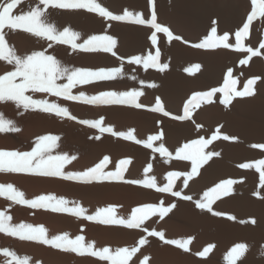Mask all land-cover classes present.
Returning <instances> with one entry per match:
<instances>
[{
    "label": "bare ground",
    "instance_id": "bare-ground-1",
    "mask_svg": "<svg viewBox=\"0 0 264 264\" xmlns=\"http://www.w3.org/2000/svg\"><path fill=\"white\" fill-rule=\"evenodd\" d=\"M102 6L116 15L124 10L143 13L150 19L151 9L147 0H98ZM3 3V0H0ZM36 7L45 9L44 20L58 31L68 28L80 34L77 43H83L93 35H110L117 40L114 46L116 56L104 52H83L73 50L68 44L47 41L20 29H5V41L18 56L25 58L37 51L54 55L62 67L68 69L122 67L123 75L112 81H102L75 87L73 94L98 95L102 91L125 92L143 91L138 102L145 108L135 109L123 105H87L65 101L45 93H26L36 99H48L67 107L76 117L69 120L40 110L17 107L12 100L0 101V115L11 120L19 131L0 133V150L31 152L40 137L57 136L59 140L51 149L52 156H74L76 159L65 164L63 171L81 173L99 163L104 156L110 158L105 171H115L122 159H130L126 166V180H144L154 177L158 186L167 183V174L172 171L191 172L190 160L176 158L177 151L185 144L200 138L211 139L219 128L220 133L237 138L235 141L217 139L204 146L205 154L217 152L199 167L198 175L188 181L185 177L175 180L173 190L193 197L202 198L203 193L225 180H234L232 194L218 199L213 205L215 211L235 216L234 221L226 216H213L195 207L193 201H185L169 194L157 193L136 184L116 181L83 183L53 177H38L25 173H0V184H12L24 193V198L33 200L41 195H54L69 201V207L81 206L87 214L108 207L116 209L119 217H130L136 207L148 203L164 201L165 206L175 203L176 207L163 220L152 217L145 222L149 230L163 231L166 238L189 240V251L184 252L174 245H166L158 238L147 237L149 243L130 258L129 264H228V255L237 244H245L246 251L239 254L235 264H264V188L259 185V173L254 169L239 167L242 163H254L264 159V150L253 148L254 144H264V18L254 20L250 35L243 42L261 52L252 57L247 65L239 61L249 54L232 49H199L192 45L202 43L216 27L218 35L228 34V43H235L234 33L251 11L250 0H155L157 22L167 26L182 40L167 42L162 33H157L158 43L151 44V29L146 26L126 22L106 21L97 14L83 9H59L46 7L40 0H21L14 14H26ZM215 22V23H213ZM110 25V26H109ZM185 41L187 43H185ZM51 44V47L48 45ZM159 48V63L167 68L161 72L155 68L145 70L142 65L130 64L135 56L153 55ZM120 58V59H118ZM199 65L195 70L194 66ZM193 68V74L187 69ZM232 70L238 83L236 89L242 91L249 79L259 77L253 85L254 95L234 97L226 107L220 101L224 98L217 92L212 103L199 100L197 106H190L191 119H173L184 115V106L195 93L210 91L224 86L227 73ZM12 65L0 60V75L13 71ZM141 81L144 83L141 84ZM60 84L67 80L58 81ZM155 84V87L149 85ZM159 98L163 109L170 113L164 116L148 109L156 107ZM105 127L117 132L135 130V136L147 140L152 135L163 133L153 147L161 144L171 153L162 156L145 148L142 144L100 133L97 129L79 123L80 120H100ZM197 125L201 127L197 128ZM100 136L99 140L94 137ZM200 146L189 149L195 152ZM152 169L146 172L147 165ZM259 192L260 196L254 193ZM0 212L11 217L10 223L43 226L49 238L67 233L70 238L83 236L85 243L94 244L97 250L107 247L113 251L120 248L138 246L146 232L139 229H126L114 225H103L87 221L69 213H56L45 209H33L16 204L0 196ZM255 220V223H251ZM209 245H214L206 257L197 255ZM15 253V257H27L29 264H111L96 257L64 253L59 249L35 241H22L18 237L0 233V264H13L15 257H5L3 251ZM234 256L236 254H233Z\"/></svg>",
    "mask_w": 264,
    "mask_h": 264
},
{
    "label": "snow or ice",
    "instance_id": "snow-or-ice-1",
    "mask_svg": "<svg viewBox=\"0 0 264 264\" xmlns=\"http://www.w3.org/2000/svg\"><path fill=\"white\" fill-rule=\"evenodd\" d=\"M21 0H3L0 3V60L6 61L12 65L14 70L6 74L0 75V101L12 100L16 102L17 107H22L25 110L33 109L40 110L45 113H52L58 117H66L69 120H75L67 107L60 105L58 102H51L48 99H36L32 95L26 93H45L53 97L62 98L65 101L79 102L87 105H123L135 109H142L146 106L138 102V98L144 93L140 90H132L125 92L116 91H102L98 95L88 96L84 93L73 94V89L77 86L87 85L95 82L112 81L123 75L122 67L115 68H100L98 70L75 68L68 69L62 67L60 62L54 55L47 54L46 51H37L25 58L18 56L13 48L7 45L5 41L4 30L20 29L29 32L37 37L46 39L47 41H54L57 44H68L73 50L83 52H104L111 53L116 56L114 46L117 40L110 35H93L83 43H77L80 39V34L68 28L63 31H58L53 25L47 24L44 20L45 9L36 7L35 10L29 11L26 14H14V10L20 4ZM151 9L150 19H146L143 13H134L124 10L122 15L113 14L106 7L102 6L98 0H40L41 5L46 7H53L59 9H83L88 13L97 14L106 21L126 22L136 25L146 26L150 28L151 34L149 39L153 46L158 43L157 33H162L167 42L172 40H182L181 37L175 36L167 26H163L157 22V14L155 10V0H147ZM251 11L247 14L242 26L235 31V43L230 44L229 35H218L217 28L211 27L210 34L203 40L202 43L192 45L199 49H232L239 53L249 54L247 58L241 59V65H247L249 60L254 56L261 55V52L252 46L245 45L243 42L250 35V26L254 20L264 18V0H250ZM215 23V22H213ZM110 26V25H109ZM185 43H187L185 41ZM52 45L49 44L48 47ZM259 49H264V42H260ZM161 52L157 47L155 54L148 53L146 57L135 56L128 61L130 64L142 65L147 70L148 68H155L163 72L166 64L159 63ZM120 59V58H118ZM199 65H195L194 69L198 70ZM193 68L187 69L189 74H193ZM228 79L224 81V86L220 88H213L210 91L195 93L187 101L184 106V115L179 117H172L173 119H191L190 106L195 108L199 100H206L212 103L213 96L219 92L224 98L220 103L226 107L234 97H247L254 95L253 85L259 77L249 79L242 91L236 89L238 81L233 78L232 70L229 69L227 73ZM67 80V83L60 84L58 81ZM144 82L141 81V84ZM155 87V84L149 85ZM156 107L148 110L152 112L162 113L164 116H169L170 113L165 111L161 106L159 98L156 100ZM79 123L85 124L90 128L97 129L100 133H108L112 136L124 139L126 141H133L136 144H142L145 148H151L153 152H159L162 156H171L172 154L161 144L158 148L153 147L155 141L162 139L163 133L152 135L147 140L137 139L135 130L127 132H117L112 127H105L102 119L90 121L80 120ZM201 127L197 125V128ZM9 131H19L11 120H5L0 115V133ZM99 140L101 137H94ZM217 139L225 141H235L237 138L230 137L220 133L219 128L212 135L211 139L200 138L193 140L191 144H185L176 153V158L181 160H190L192 164L191 172L181 173L172 171L167 174V183L164 186H158L154 177L144 180H126L124 173L126 166L131 163L130 159H122L119 161L115 171H105L106 166L110 162L108 156L97 163L94 167L81 173H68L63 171L65 164L76 159L74 156L62 155L52 156L51 149L56 146L59 140L57 136H43L37 141L36 147L31 152L7 151L0 150V173H25L38 177H53L68 181H78L83 183L116 181L128 184H136L147 189H155L157 193L169 194L172 197L180 198L185 201H193V197L185 195L181 191L173 190L175 180L184 176L183 186L187 188L188 181L194 175H198V169L206 163L213 156H219L217 152H210L205 154L203 152L204 146L212 143ZM200 146L195 152L188 151L194 146ZM253 148L264 150V144H254ZM152 164L149 163L146 172L151 171ZM239 167L243 169L254 168L259 173V185L264 188V159H260L254 163H242ZM234 180H225L216 186L210 188L203 193L199 200L193 201L195 207L201 211H207L213 216H226L228 220L234 221L235 216L227 215L225 213L215 211L212 205L220 198L232 194ZM260 196L259 192L254 193ZM0 196L7 200L13 201L16 204L26 205L33 209H45L56 213H69L81 217L87 221H94L103 225H114L126 229H139L142 233L146 232L147 236H142L138 241V246L132 248H120L115 251L104 247L97 250L92 243H85L83 236H77L75 239L69 237L67 233L63 235H56L49 238L47 230L43 226L34 227L31 224L21 223L13 225L10 223L11 217L4 212H0V233H5L8 236L18 237L22 241H35L41 244L49 245L53 248L59 249L64 253H75L79 256L96 257L101 261H111V264H129V260L139 250L141 246L149 243L147 237L158 238L166 245H174L184 252H188L191 239L176 240L168 239L163 231L149 230L145 227V222L152 217H158L163 220L175 207V203L165 206L164 201L159 203H148L141 207H136L130 214V217H119L115 214L114 207L102 208L98 210L95 215L87 214L86 210L79 205L69 207V201L62 198H57L54 195H41L36 199L27 200L24 198V193L17 190L12 184H0ZM251 223H255L252 220ZM214 245H209L203 251L198 252L197 255L204 258L212 250ZM246 251L245 244H237L232 248L228 255V264H235V260ZM233 254H236L235 256ZM5 257L13 256L8 250L3 251ZM148 257L144 258L143 264H147ZM13 264H29L27 257H15Z\"/></svg>",
    "mask_w": 264,
    "mask_h": 264
}]
</instances>
